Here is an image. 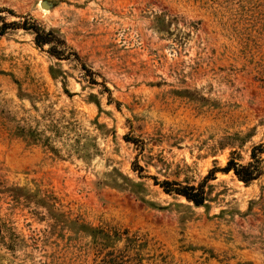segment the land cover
<instances>
[{"label": "rangeland", "instance_id": "obj_1", "mask_svg": "<svg viewBox=\"0 0 264 264\" xmlns=\"http://www.w3.org/2000/svg\"><path fill=\"white\" fill-rule=\"evenodd\" d=\"M23 19L77 56L0 35V264H264V151L219 170L263 142L264 0H0ZM205 176L207 207L155 184Z\"/></svg>", "mask_w": 264, "mask_h": 264}, {"label": "trees", "instance_id": "obj_2", "mask_svg": "<svg viewBox=\"0 0 264 264\" xmlns=\"http://www.w3.org/2000/svg\"><path fill=\"white\" fill-rule=\"evenodd\" d=\"M6 28H22L24 30L31 31L33 33L35 45L39 48H41L43 45H48V53L57 59H66L70 55L77 56L72 52H67L65 54V43L61 39L56 37L53 31H44V29L40 28L38 25L29 23L27 19H23L21 23L15 21L6 23L5 21H2L0 27V35L5 32ZM30 133L32 138L35 139L37 137V134L34 131H30ZM263 151L264 132L263 142L251 147L249 153L250 160L247 163L241 164L237 162L233 157H231L230 159H228L226 165L219 170L224 173H228L231 171L239 181L245 184L250 183L251 181L258 179L263 174V158L261 157ZM212 178L213 177L209 178L208 176H205L197 185H182L167 180L155 184H158L165 193L179 195L186 199L188 202H191L196 207H207L206 201L208 200V194L205 191V187L207 180ZM89 230H91L92 232L96 231V229H94L93 227H89Z\"/></svg>", "mask_w": 264, "mask_h": 264}, {"label": "water", "instance_id": "obj_3", "mask_svg": "<svg viewBox=\"0 0 264 264\" xmlns=\"http://www.w3.org/2000/svg\"><path fill=\"white\" fill-rule=\"evenodd\" d=\"M40 6L45 8V9H48V8H50L51 4L46 2V1H40Z\"/></svg>", "mask_w": 264, "mask_h": 264}]
</instances>
